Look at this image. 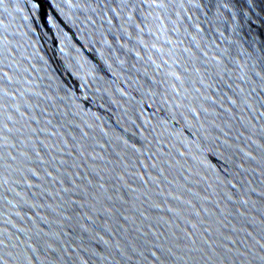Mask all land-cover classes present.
<instances>
[{
    "label": "water",
    "instance_id": "1",
    "mask_svg": "<svg viewBox=\"0 0 264 264\" xmlns=\"http://www.w3.org/2000/svg\"><path fill=\"white\" fill-rule=\"evenodd\" d=\"M0 264H264V0H0Z\"/></svg>",
    "mask_w": 264,
    "mask_h": 264
}]
</instances>
